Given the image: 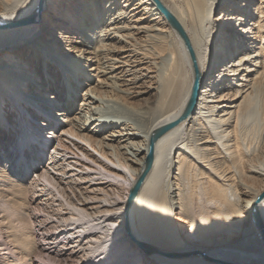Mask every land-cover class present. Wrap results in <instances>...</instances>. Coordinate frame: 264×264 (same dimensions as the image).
Listing matches in <instances>:
<instances>
[{
    "label": "bare ground",
    "instance_id": "obj_1",
    "mask_svg": "<svg viewBox=\"0 0 264 264\" xmlns=\"http://www.w3.org/2000/svg\"><path fill=\"white\" fill-rule=\"evenodd\" d=\"M159 1L0 0V264H264V0Z\"/></svg>",
    "mask_w": 264,
    "mask_h": 264
},
{
    "label": "rangeland",
    "instance_id": "obj_2",
    "mask_svg": "<svg viewBox=\"0 0 264 264\" xmlns=\"http://www.w3.org/2000/svg\"><path fill=\"white\" fill-rule=\"evenodd\" d=\"M45 53V52H44ZM44 53H41L42 56H43V59L44 57L46 56ZM52 63L54 65L57 66V70L59 72V74H61V80L62 82L66 85L67 89L66 91L69 89L70 87V81H69V77L71 76L73 78L74 81H77V78H75L74 76V73H77V71H79L80 69L74 65H70L68 62H66L65 60H60L58 59V56L57 57H54L52 58ZM69 76V77H68ZM23 79H19L16 83H17V86L18 85H22L21 81ZM81 81H84V80H81ZM19 82V83H18ZM15 86V85H13ZM85 84L81 82V85L79 87H74L73 90H75V93L77 94H74V101L71 100L72 102V105H69L68 107L70 108L69 111L67 113H69V115L73 114V112L78 108L79 106V102L81 100V96H80V92L85 88ZM17 88V90H16ZM15 90L19 93V89L20 87H16ZM103 105H109L110 107L109 108H100V110L105 113V111L107 112L105 114L106 117H112L113 119H116V122H117V119H122L123 117H129L130 119H132L134 122L136 123H139V118L138 116H134L133 114H129L128 112H126L123 108L118 107V105L116 104H113V103H110V102H105ZM112 105V106H111ZM94 106V105H93ZM89 115L87 114V117ZM94 117H96V115H94ZM256 144L255 141H252V146ZM46 158V157H45ZM32 174V170L29 172V174L27 175L30 176ZM26 177V178H27ZM25 178V179H26ZM248 180V181H247ZM245 182H248V183H252L254 186L258 187V186H261L262 184H264V179H259V180H250V179H244ZM234 189V188H233ZM234 192L238 193L237 189L234 190ZM234 196V195H233ZM198 199V200H197ZM201 198H195L194 199V203H193V207L190 208V216L191 215H194L196 216L197 219L200 220L199 224L202 226V228H206L207 226L210 225V223H212V221L209 220V212L208 211H211L210 209V204L208 206V204H206V202L204 201L203 202V199ZM196 200V201H195ZM202 201V202H201ZM203 207H202V206ZM208 206V207H207ZM202 207V208H201ZM205 207V208H204ZM201 208V209H199ZM206 209V211H205ZM204 210V211H203ZM208 212V213H207ZM211 216V215H210ZM24 218L21 219V221H24L23 220ZM26 221V219H25ZM203 223V224H202ZM207 225V226H206ZM214 226V225H213ZM44 261L47 263V262H50L51 261L47 258L44 259Z\"/></svg>",
    "mask_w": 264,
    "mask_h": 264
},
{
    "label": "water",
    "instance_id": "obj_3",
    "mask_svg": "<svg viewBox=\"0 0 264 264\" xmlns=\"http://www.w3.org/2000/svg\"><path fill=\"white\" fill-rule=\"evenodd\" d=\"M157 6L159 7L160 11L164 14V16L166 17V19L168 20V22L171 24V26L174 28V30L177 32V34L182 38V40L185 43V46L190 50L189 48V42L188 39L186 38L181 26L179 25V23L175 20V18L172 16V14L163 6V4H161V2L159 0H153ZM196 89V88H195ZM194 89V91L191 93L190 98L185 106V109L183 110L182 114L179 117V120H181V118L185 117L187 114H189L191 112V107L193 105V100L195 99L196 96V90ZM177 122L176 121H172L169 122L167 124H165L164 126L158 128L154 134H153V139L156 138L157 136H159L160 134H162L163 132H165L166 130L170 129L171 127H173ZM151 161H152V154L150 153L147 156L146 159V163H145V167L142 170L141 174H139V176L137 177L136 181L134 182L133 186L130 189L129 192V197L127 200V206H129L130 200L132 199V197L134 196L137 188L140 185V182L144 176V174L147 172V170L149 169L150 165H151ZM264 197V191L258 196L257 198V202H259L262 198ZM256 213V212H255ZM256 216H258V214H255ZM125 228L127 229V233L128 235L132 238V240L135 241V243L138 245V247L145 253H156L159 254L161 256H165V257H181L183 255H185L184 253L181 252H165L162 250H159L153 246H151L150 244L146 243V242H142L137 240L130 228V219H129V214H128V207H126V211H125ZM194 254H196V252H192ZM187 255V254H186ZM205 258L210 259L208 256L203 255ZM220 264H231L228 262H224V261H218Z\"/></svg>",
    "mask_w": 264,
    "mask_h": 264
}]
</instances>
